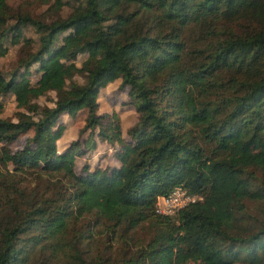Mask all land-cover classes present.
I'll return each mask as SVG.
<instances>
[{
  "label": "trees",
  "instance_id": "obj_1",
  "mask_svg": "<svg viewBox=\"0 0 264 264\" xmlns=\"http://www.w3.org/2000/svg\"><path fill=\"white\" fill-rule=\"evenodd\" d=\"M10 1L0 264H264V0H33L52 17ZM117 80L125 133L99 110ZM77 118L87 132L60 149ZM178 185L200 198L158 212Z\"/></svg>",
  "mask_w": 264,
  "mask_h": 264
},
{
  "label": "rangeland",
  "instance_id": "obj_2",
  "mask_svg": "<svg viewBox=\"0 0 264 264\" xmlns=\"http://www.w3.org/2000/svg\"><path fill=\"white\" fill-rule=\"evenodd\" d=\"M10 3L13 7L19 8V9H25L29 10L34 15H39L43 17H47L50 15V17L54 16V14L51 12V9H47L46 4H40L35 3L33 0H11ZM66 11H64V14ZM26 35H34V30L32 28L25 30ZM20 43L15 45H10V48L7 52V54L3 57H0V67L4 71H8L14 64L15 59L17 57L18 49H19ZM83 55L78 56V63L80 60H82ZM55 96V93L49 92L47 96H41L39 97L38 101L40 103H48L52 104L51 99ZM126 97V91H121L119 89V81H113L108 83L106 86L102 87L100 89L99 94V104H100V111H112L116 110L122 121V127L124 130V133L126 129L134 123L136 120L137 114L135 113V110L131 108L130 106H123L120 103V100L122 98ZM0 99L4 102V110L2 112V116H12L14 111L16 110L15 106V100L12 94L0 96ZM65 117L64 119H66ZM82 126V121L80 118H77L74 124L69 125L67 129L64 131L63 135L60 137L58 144L59 148L62 149L64 146L67 145V143L75 138H81L85 135L87 131H84L80 135V128ZM25 136H23L19 142H15L13 144V147H17L20 145L23 141ZM98 151L101 153L104 151L105 146L99 145ZM96 157V156H95ZM160 199V196L158 197ZM256 205H260L262 208H264V203H254L251 202L250 206L254 207ZM192 264V263H188ZM234 264H248L243 262H235Z\"/></svg>",
  "mask_w": 264,
  "mask_h": 264
},
{
  "label": "built area",
  "instance_id": "obj_3",
  "mask_svg": "<svg viewBox=\"0 0 264 264\" xmlns=\"http://www.w3.org/2000/svg\"><path fill=\"white\" fill-rule=\"evenodd\" d=\"M199 198V195L190 193L185 187L178 185L168 194L157 199L156 210L164 214H175L179 209Z\"/></svg>",
  "mask_w": 264,
  "mask_h": 264
}]
</instances>
